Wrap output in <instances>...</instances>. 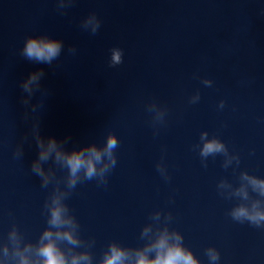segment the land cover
Segmentation results:
<instances>
[{"label": "water", "instance_id": "obj_1", "mask_svg": "<svg viewBox=\"0 0 264 264\" xmlns=\"http://www.w3.org/2000/svg\"><path fill=\"white\" fill-rule=\"evenodd\" d=\"M262 183L264 0H0V264H264Z\"/></svg>", "mask_w": 264, "mask_h": 264}, {"label": "clouds", "instance_id": "obj_2", "mask_svg": "<svg viewBox=\"0 0 264 264\" xmlns=\"http://www.w3.org/2000/svg\"><path fill=\"white\" fill-rule=\"evenodd\" d=\"M95 33V30H94ZM60 52V44L55 41H46V42H37L36 40H29L24 50V55L29 59H35L39 61L51 62L52 59L58 56ZM121 52L114 50L112 54V64L121 63ZM36 75H32L29 78V81L24 84L25 90L28 89V83L36 80ZM27 103V101H24ZM116 146V140L113 137H109L108 148H114ZM55 143H50V148H54ZM221 145L215 142H210L205 145L204 152L219 151L221 150ZM96 159H99V154L93 151L92 153ZM44 155L41 156V159H45ZM59 159V154L57 155ZM66 163L69 166L72 175L74 176L81 168L87 169V176L91 177L95 175V167L91 160H85L82 152H73L71 155L67 156ZM261 188H264V183L260 185ZM237 216L247 215L246 211L241 208L236 213ZM52 223L58 224L60 222V212L54 211ZM254 221L264 220V213H257L256 216L250 217ZM51 233H45L44 238H49V243L43 245L38 254L44 257V264H66L64 257L58 252L56 246L51 242L50 239ZM66 239L69 242L75 243L73 238L69 234H65ZM158 247H165V241L161 240ZM125 253L117 248L112 249V255L107 257L104 261V264H123ZM138 260L136 264H196V261L193 259L190 253H185L178 246L169 248L166 253L158 254L155 261H150L144 254H138ZM86 259V257H84ZM22 264H28L27 260H22ZM72 264H77L76 259H73Z\"/></svg>", "mask_w": 264, "mask_h": 264}]
</instances>
